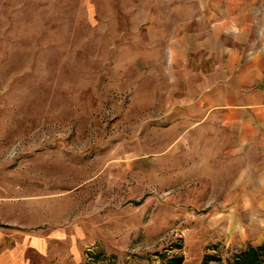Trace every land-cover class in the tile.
<instances>
[{
	"label": "rangeland",
	"instance_id": "374dc122",
	"mask_svg": "<svg viewBox=\"0 0 264 264\" xmlns=\"http://www.w3.org/2000/svg\"><path fill=\"white\" fill-rule=\"evenodd\" d=\"M226 8L0 0V264H264L239 132L198 104Z\"/></svg>",
	"mask_w": 264,
	"mask_h": 264
},
{
	"label": "crops",
	"instance_id": "0c3cea01",
	"mask_svg": "<svg viewBox=\"0 0 264 264\" xmlns=\"http://www.w3.org/2000/svg\"><path fill=\"white\" fill-rule=\"evenodd\" d=\"M227 1L239 8H226L216 19V26L224 25L216 31L225 38L223 57L213 58L210 89L198 104L211 115L225 107V122L239 132L233 148L244 194L264 197V0Z\"/></svg>",
	"mask_w": 264,
	"mask_h": 264
},
{
	"label": "trees",
	"instance_id": "16d2710c",
	"mask_svg": "<svg viewBox=\"0 0 264 264\" xmlns=\"http://www.w3.org/2000/svg\"><path fill=\"white\" fill-rule=\"evenodd\" d=\"M261 247H263L264 248V245H262ZM246 261H248L250 264H260L259 263V254H258V252H257V250L256 249H254V248H252L247 254H246ZM181 261H182V258L180 257V258H178V259H176V260H172L171 262H170V264H179V263H181Z\"/></svg>",
	"mask_w": 264,
	"mask_h": 264
}]
</instances>
